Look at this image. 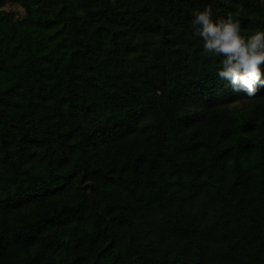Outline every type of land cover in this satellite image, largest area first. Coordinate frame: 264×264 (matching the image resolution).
<instances>
[{
	"label": "trees",
	"instance_id": "trees-1",
	"mask_svg": "<svg viewBox=\"0 0 264 264\" xmlns=\"http://www.w3.org/2000/svg\"><path fill=\"white\" fill-rule=\"evenodd\" d=\"M208 8L264 31V0H0V264H264V87L218 78Z\"/></svg>",
	"mask_w": 264,
	"mask_h": 264
},
{
	"label": "clouds",
	"instance_id": "clouds-1",
	"mask_svg": "<svg viewBox=\"0 0 264 264\" xmlns=\"http://www.w3.org/2000/svg\"><path fill=\"white\" fill-rule=\"evenodd\" d=\"M194 35L202 40L203 54L220 57L216 74L233 91L255 97L264 87V31L242 35L240 24L232 16L214 20L211 9L193 12Z\"/></svg>",
	"mask_w": 264,
	"mask_h": 264
},
{
	"label": "rangeland",
	"instance_id": "rangeland-1",
	"mask_svg": "<svg viewBox=\"0 0 264 264\" xmlns=\"http://www.w3.org/2000/svg\"><path fill=\"white\" fill-rule=\"evenodd\" d=\"M5 9H13L15 10L16 14L19 16V17H22L23 15V10L21 7H19L18 5H6L5 6Z\"/></svg>",
	"mask_w": 264,
	"mask_h": 264
}]
</instances>
